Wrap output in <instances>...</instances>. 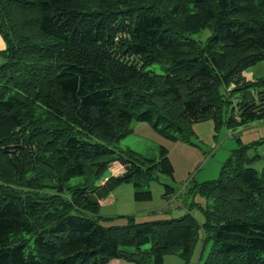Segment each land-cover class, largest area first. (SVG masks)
<instances>
[{
  "label": "trees",
  "instance_id": "16d2710c",
  "mask_svg": "<svg viewBox=\"0 0 264 264\" xmlns=\"http://www.w3.org/2000/svg\"><path fill=\"white\" fill-rule=\"evenodd\" d=\"M205 30L203 43L190 38ZM0 35V264H188L200 230V259L210 249L198 264H264V138L192 187L202 223L189 210L96 219L120 186L148 202L143 186L174 179L164 147L159 160L116 149L133 121L173 142L204 121L231 131L264 122V77L243 76L264 61V0H0ZM153 64L164 74L145 70ZM114 162L124 173L104 181ZM175 193L165 185L161 198Z\"/></svg>",
  "mask_w": 264,
  "mask_h": 264
},
{
  "label": "rangeland",
  "instance_id": "374dc122",
  "mask_svg": "<svg viewBox=\"0 0 264 264\" xmlns=\"http://www.w3.org/2000/svg\"><path fill=\"white\" fill-rule=\"evenodd\" d=\"M209 35L210 32L205 30L190 35V38L203 43ZM3 49H5V43L0 35V51ZM145 70L157 75L164 74L163 69L158 64L150 65ZM244 74L243 76L248 79L247 81H251L252 76L255 79L263 78L264 61ZM130 127L132 133L115 145L116 149L131 150L147 159L159 160V147H164L168 150V158L174 167V179L157 174V180H152L148 186H143L142 191L149 190L152 194V199L148 202H135L133 200V186L131 184L120 186L112 194L113 201L100 206L99 216L107 219H96L103 226L124 225L126 220L122 216H134L138 222L156 219L167 220L178 218L186 214L188 210L199 223H202V213L193 203L204 206L205 200L200 195L191 194L192 187L197 183L216 179L221 167L233 150L264 138V122H254L237 131L228 130L224 125L215 130L211 121L195 123L192 125L193 134L188 135L186 141L179 140L175 142L157 134L149 124L133 121ZM247 154L249 157L262 155L263 147H256L248 151ZM251 167L259 172L263 168V163L258 161ZM104 176H106V179L111 177V171L108 169ZM82 182L81 177H76L67 183V187L77 186ZM165 185L171 186L177 193L174 196V202L169 204H166L164 199L161 198ZM184 188L189 194L182 192ZM175 202L179 203V206L175 205ZM150 213H154V215H150ZM202 239L203 233L200 230L199 243L193 249L194 252L188 264L202 263L206 258L210 249V242L205 244L200 259ZM117 261H120L121 264H132L123 259ZM164 264H183V261L178 255H171L165 257Z\"/></svg>",
  "mask_w": 264,
  "mask_h": 264
},
{
  "label": "crops",
  "instance_id": "0c3cea01",
  "mask_svg": "<svg viewBox=\"0 0 264 264\" xmlns=\"http://www.w3.org/2000/svg\"><path fill=\"white\" fill-rule=\"evenodd\" d=\"M4 50V49H3ZM2 50V51H3ZM1 52V51H0ZM3 62V59L0 57V64ZM245 75V74H244ZM246 80H248V79H246ZM109 170L111 171V175L112 176H114V177H116V176H120V175H122L123 174V172H124V168H123V166L120 164V163H118V162H114V163H112L111 165H110V168H109ZM107 180V179H106ZM105 180V181H106ZM184 194H186V191L184 190V191H182ZM114 193V192H113ZM112 193V194H113ZM110 195V196H108L106 199H104V200H100L99 201V205L100 206H104L105 204H107L109 201H113V195ZM177 193H175V195H176ZM172 198H174V197H172ZM171 198V200L170 199H168V200H164L165 201V203L166 204H169L170 202H172V200H174V199H172ZM176 203V202H175ZM178 206H179V203H176ZM163 206H164V204H163ZM182 206H183V204H182ZM137 211H139V210H137ZM161 215H162V213H160ZM150 215H154V213H150ZM109 264H121V262L120 261H117V260H112Z\"/></svg>",
  "mask_w": 264,
  "mask_h": 264
},
{
  "label": "built area",
  "instance_id": "2783aa9c",
  "mask_svg": "<svg viewBox=\"0 0 264 264\" xmlns=\"http://www.w3.org/2000/svg\"><path fill=\"white\" fill-rule=\"evenodd\" d=\"M175 200V199H174ZM174 200H172V202H174ZM175 205H177L176 203H175Z\"/></svg>",
  "mask_w": 264,
  "mask_h": 264
},
{
  "label": "clouds",
  "instance_id": "9594fccd",
  "mask_svg": "<svg viewBox=\"0 0 264 264\" xmlns=\"http://www.w3.org/2000/svg\"><path fill=\"white\" fill-rule=\"evenodd\" d=\"M172 199H174V198H172ZM170 200H171V198H170Z\"/></svg>",
  "mask_w": 264,
  "mask_h": 264
}]
</instances>
